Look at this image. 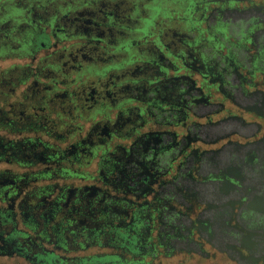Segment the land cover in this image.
<instances>
[{
  "label": "flooded vegetation",
  "instance_id": "1",
  "mask_svg": "<svg viewBox=\"0 0 264 264\" xmlns=\"http://www.w3.org/2000/svg\"><path fill=\"white\" fill-rule=\"evenodd\" d=\"M123 3L0 0V42L59 22L150 32L134 40L148 53L134 64L139 76L118 78L129 97L65 150L75 174L53 172L37 204L21 202L34 226L17 240L0 233V256L264 264V0H130L125 15Z\"/></svg>",
  "mask_w": 264,
  "mask_h": 264
},
{
  "label": "trees",
  "instance_id": "2",
  "mask_svg": "<svg viewBox=\"0 0 264 264\" xmlns=\"http://www.w3.org/2000/svg\"><path fill=\"white\" fill-rule=\"evenodd\" d=\"M59 23L6 33L8 38L0 42V56L17 53L27 60L0 78V130L6 135L0 136V233L11 231L5 239L17 240L26 235L21 228L34 226L22 220L20 204H37L40 192L56 182L53 172L75 174L62 159L65 150L84 137V122L95 123L112 108V100L129 97V91L119 89L118 78L139 76L134 64L147 56L134 40H142L148 31L137 34L122 25L117 29L124 33L87 34ZM71 40L75 42L65 45ZM5 98H14V103ZM52 160L64 165L61 172ZM17 243L15 249L21 248L22 242Z\"/></svg>",
  "mask_w": 264,
  "mask_h": 264
},
{
  "label": "rangeland",
  "instance_id": "3",
  "mask_svg": "<svg viewBox=\"0 0 264 264\" xmlns=\"http://www.w3.org/2000/svg\"><path fill=\"white\" fill-rule=\"evenodd\" d=\"M124 3L122 4V9L124 10V13L123 15L126 14L127 12V9H129L130 7V3H128L130 0H123ZM66 23L68 24L69 22L66 21ZM171 36V37H169ZM172 37H174V33L172 32H168V35L165 36V39L169 42L172 40ZM75 41L71 40L70 41H67V43H65V45H69L70 43H73ZM142 53H144V55H148L147 51L144 50L142 48ZM27 63V60L25 59H21V58H18L16 56H6V57H0V78H1V74L9 69L10 67H13V66H20V65H24ZM23 85H18V88L20 89H23ZM94 93V92H93ZM5 100L8 102V103H14V98H5ZM4 105V100L1 99L0 100V107H2ZM100 120V119H99ZM93 122L91 121H88V122H84L83 123V126H84V134L86 131H88L91 127ZM2 135H5V133L3 131L0 130V136ZM6 136V135H5ZM71 255L72 256H83V255H86V253H78V252H71ZM0 263H9V264H28L24 259L22 258H18V257H10V256H0Z\"/></svg>",
  "mask_w": 264,
  "mask_h": 264
},
{
  "label": "water",
  "instance_id": "4",
  "mask_svg": "<svg viewBox=\"0 0 264 264\" xmlns=\"http://www.w3.org/2000/svg\"><path fill=\"white\" fill-rule=\"evenodd\" d=\"M0 264H7V263H0Z\"/></svg>",
  "mask_w": 264,
  "mask_h": 264
}]
</instances>
